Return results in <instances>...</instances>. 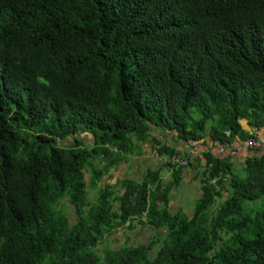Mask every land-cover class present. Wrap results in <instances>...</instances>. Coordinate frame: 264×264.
<instances>
[{"label":"trees","instance_id":"trees-1","mask_svg":"<svg viewBox=\"0 0 264 264\" xmlns=\"http://www.w3.org/2000/svg\"><path fill=\"white\" fill-rule=\"evenodd\" d=\"M149 126L220 145L262 130L264 0H0V264H264V149L241 174L204 153L191 217L167 210L179 171L101 185ZM79 133L92 148L58 144ZM134 221L166 235L98 253Z\"/></svg>","mask_w":264,"mask_h":264},{"label":"crops","instance_id":"crops-1","mask_svg":"<svg viewBox=\"0 0 264 264\" xmlns=\"http://www.w3.org/2000/svg\"><path fill=\"white\" fill-rule=\"evenodd\" d=\"M242 127L248 133L250 130L246 126V121H241ZM264 131V127L261 128ZM263 134V132H261ZM74 138V142L70 144L73 146L78 140L81 144L90 149L94 145V138L89 133H79L66 140ZM244 141L235 139L234 143ZM133 148L129 154L124 156V160L112 167L110 171L104 176L101 185L111 186L115 194L121 196L124 193L122 182L125 180H132L134 182H142L149 171L157 172L159 182L162 186L168 185L174 181L173 175L175 171H179V182L169 192V202L167 210L174 213H181L187 217H191L194 212V203L202 195V172L204 166V153H210L214 157H229L231 169L235 174H240L243 163L246 157L253 153L245 144L237 146V150L233 154L217 153L220 144L211 140L209 127L206 128L204 136L198 142L183 141L177 137L175 131L161 129L155 126H149L148 137L145 140H137L132 138ZM165 145L169 148L178 151L182 155H188L190 162L188 166L179 168L172 167L168 164V158L165 155L158 153L159 146ZM69 147V146H68ZM100 165V161H96V166ZM175 168V169H174ZM94 192V191H93ZM97 193H94L96 199ZM120 203L115 202L114 210H118ZM163 208L162 204H159ZM141 221H144L142 218ZM125 226L121 229L113 231L109 234L105 242H110L121 248L125 244L130 246H137L139 244H147L151 240H162L166 232L163 229H155L149 225H142L140 221L133 222V228L128 229ZM145 238L137 244L133 242L138 238ZM118 248V249H119ZM118 250L115 248H111Z\"/></svg>","mask_w":264,"mask_h":264},{"label":"built area","instance_id":"built-area-1","mask_svg":"<svg viewBox=\"0 0 264 264\" xmlns=\"http://www.w3.org/2000/svg\"><path fill=\"white\" fill-rule=\"evenodd\" d=\"M261 132H263V134ZM226 134H228V133H226ZM252 135H253V137H250L245 141H238L236 143H234L232 141V142L220 145L218 147L217 153L220 155L233 154L237 150V146L241 145V143L245 144L246 147L251 151H259V150L264 149V131H258L256 129H253ZM168 162L176 168H182V167L188 166V164L190 162V157L189 156L184 157L182 155H175V156L170 157L168 159ZM204 163H205V161H204ZM204 170H205V168L203 169V171ZM215 182H216L215 179L211 180L212 184H215Z\"/></svg>","mask_w":264,"mask_h":264},{"label":"rangeland","instance_id":"rangeland-1","mask_svg":"<svg viewBox=\"0 0 264 264\" xmlns=\"http://www.w3.org/2000/svg\"><path fill=\"white\" fill-rule=\"evenodd\" d=\"M190 111V115L193 117V118H197V114H196V110L194 107H190L189 109ZM74 138H70V140H65V141H59L58 144L62 147H68L70 146L71 143L74 142L73 140ZM89 148V147H88ZM242 169V168H241ZM240 174H241V171H240ZM90 179V174L87 173L86 174V180L89 181ZM94 193L93 190L90 191V199L92 201L95 200V197H94ZM222 201H219V204H221ZM59 209H63V210H66L68 212V215H69V218H70V223L71 224H74L76 222V215H75V209L74 207L70 204V200L68 198H66L63 202H61L59 204ZM146 239L145 238H141V237H138L133 243L134 244H137L141 241H145ZM115 244V243H114ZM114 244L112 243H108V242H104L102 244H100L98 246V253L101 255L102 252L104 251V249L106 248V246H109L110 248H115V249H118L119 247L117 246H114Z\"/></svg>","mask_w":264,"mask_h":264}]
</instances>
